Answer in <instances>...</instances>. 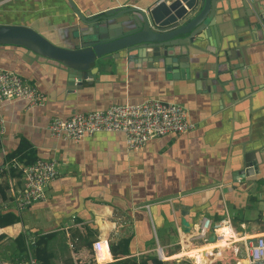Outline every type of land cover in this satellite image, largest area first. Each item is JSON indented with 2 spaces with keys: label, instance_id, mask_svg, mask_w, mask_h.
Instances as JSON below:
<instances>
[{
  "label": "crops",
  "instance_id": "0c3cea01",
  "mask_svg": "<svg viewBox=\"0 0 264 264\" xmlns=\"http://www.w3.org/2000/svg\"><path fill=\"white\" fill-rule=\"evenodd\" d=\"M71 1L89 14L115 5L143 8L157 0ZM244 10L251 11L249 25L219 23L223 33L239 34L237 44L221 48L226 49L223 53L204 32L181 45L178 63L187 60V77L167 78L160 62L147 64L144 58L121 52L95 58L91 75L68 90L61 62L0 42V66L15 71L45 96L33 107L22 99L0 105V164L21 141L36 157L54 158L57 167L45 197L28 204L18 220L0 226V263H11L12 239L25 232L51 234L46 243L50 264H89L101 253V261L155 255L164 264H182L195 252L182 241L186 231L180 228V205L186 206L184 217L191 224L200 216H227L235 229L250 232L261 223L253 193L264 190V0H244ZM108 22L119 25L118 17ZM0 23H23L67 47L73 46L78 30L84 32L68 0H0ZM147 97L181 104L193 128L153 136L133 149L125 148L119 131H95L71 141L53 137L46 129L53 116ZM247 159L256 161L257 171L242 177L237 171ZM19 183L15 169L0 173V211L15 212L9 199ZM128 236L123 253L118 242Z\"/></svg>",
  "mask_w": 264,
  "mask_h": 264
},
{
  "label": "water",
  "instance_id": "95a60500",
  "mask_svg": "<svg viewBox=\"0 0 264 264\" xmlns=\"http://www.w3.org/2000/svg\"><path fill=\"white\" fill-rule=\"evenodd\" d=\"M68 2L84 31L80 33L78 30L72 47L52 42L23 23H0V42L21 45L27 52L30 50L36 55L61 62L66 70L68 90L79 87L82 79L91 75L95 58L113 57L121 52L134 58H144L147 64L160 62L167 78L187 77V60L183 61V65L178 63L177 53L181 54V45L197 34L201 36L199 32H204L217 52L223 53L226 49L222 51L221 48L237 44L239 34L231 36V33H223L219 23H251L247 19L251 11L244 10L243 13L244 0H159L143 8L115 5L89 14L80 12L71 0ZM236 2H239V7L235 8L233 4ZM240 7L242 10H239ZM259 16H262L261 13ZM112 17H118L119 25H110L108 19ZM252 22L255 27L260 25L256 20ZM228 35L230 37H225ZM198 74H201L200 71ZM251 169L257 171L256 161L247 159L237 173L243 177L250 174L248 171ZM179 209L180 228L189 232L191 221L184 217L186 206L180 205ZM208 239L213 240V235L210 234Z\"/></svg>",
  "mask_w": 264,
  "mask_h": 264
},
{
  "label": "built area",
  "instance_id": "2783aa9c",
  "mask_svg": "<svg viewBox=\"0 0 264 264\" xmlns=\"http://www.w3.org/2000/svg\"><path fill=\"white\" fill-rule=\"evenodd\" d=\"M157 0L156 2H158ZM155 2V3H156ZM22 99L26 107L41 105L45 96L24 77L15 71L0 66V105L5 101ZM4 120L0 117V134L4 130ZM194 122L188 117L187 110L181 104L165 101L155 97H147L138 102L113 103L101 109L86 111H74L67 116H53L46 123L48 133L53 137L79 141L84 135L95 131H119L122 133L126 149L141 147L149 138L166 132L181 133L194 126ZM12 167L17 171L20 186L15 188L9 202L19 212L26 208L32 201L45 197V186L57 174L56 161L54 158L35 157L29 162L10 158L0 164V173ZM258 202V219L264 224V190L256 191ZM8 203L4 204V207ZM223 224L228 225L238 235L236 239L228 238L221 246L213 247V253L207 261L201 263L195 256L186 255L182 264H264V229L262 231L242 232L235 229L230 219L213 220L208 216L196 218L188 234L190 245H197L205 241H216L220 231H216ZM241 226V225H240ZM261 230V229H260ZM212 234L214 239L209 240ZM95 238L90 242L92 248ZM33 243V236L26 239L24 256L0 264H36V259L31 255L29 246ZM98 245V243L96 244ZM221 255L214 258V253ZM156 253L161 256L160 248ZM94 255L89 263L103 262L102 253ZM162 260V259H161Z\"/></svg>",
  "mask_w": 264,
  "mask_h": 264
},
{
  "label": "trees",
  "instance_id": "16d2710c",
  "mask_svg": "<svg viewBox=\"0 0 264 264\" xmlns=\"http://www.w3.org/2000/svg\"><path fill=\"white\" fill-rule=\"evenodd\" d=\"M35 157L36 156L34 155L31 149L27 150L26 142L23 143L22 145L20 141L17 148L13 149L11 152H7L4 154L3 159L7 160L10 158H15L20 161L29 162L33 160ZM12 169L13 168L10 166L8 170H12ZM0 195L4 197V189L2 186H0ZM19 212H17L16 210L15 212H13L10 209H4L0 211V226L9 224L13 221L18 220ZM260 229L263 230L264 225H262ZM50 236H51L50 233H40L36 236H33V243L30 244L29 249H30L31 255L36 259V264H50L49 258L51 257V253L46 248V243ZM27 237L28 235L25 232H19L16 236H14V238L12 239L14 249H13V254H12L13 256L10 257L11 261H14L17 258L24 256ZM129 238L130 236L119 239L118 243L122 244V247L120 248V250L123 253H127V250H128L127 243L129 242ZM91 240L89 241V246H90ZM108 249H109V252L113 255L114 248H113L112 243L109 241H108ZM148 260L151 262V264H164L163 260L156 257L155 255L139 258L138 260L135 259V257L127 256L123 258L113 259L110 261H103L99 263L92 262L89 264H149Z\"/></svg>",
  "mask_w": 264,
  "mask_h": 264
},
{
  "label": "bare ground",
  "instance_id": "6f19581e",
  "mask_svg": "<svg viewBox=\"0 0 264 264\" xmlns=\"http://www.w3.org/2000/svg\"><path fill=\"white\" fill-rule=\"evenodd\" d=\"M216 231H220V235L222 234V236L218 237V239L216 241H205V242H202L200 244H197V245H190L189 244V241H188V234L187 233H183L182 234V240L184 239V242L187 244V245H190V247L192 246V248L194 249V255L197 260L201 263L207 261V259L210 257V256H206L205 255V252L207 254H212L213 253V247L215 246H219V250L221 248V246L223 244L226 243V239L228 238H231L233 237L232 239H236L237 237V233L232 229L230 228L228 225H225L223 224L221 227H219L218 229H216ZM184 236V238H183ZM216 255H221V252H219V254L216 253ZM215 256V254H214ZM204 258V259H203Z\"/></svg>",
  "mask_w": 264,
  "mask_h": 264
},
{
  "label": "rangeland",
  "instance_id": "374dc122",
  "mask_svg": "<svg viewBox=\"0 0 264 264\" xmlns=\"http://www.w3.org/2000/svg\"><path fill=\"white\" fill-rule=\"evenodd\" d=\"M246 218V215L244 214V216L242 217V219L244 220ZM261 222V221H260ZM261 225H263V223H258V226L256 225L255 228L253 229V231L257 232V231H262L259 228L261 227ZM183 241V240H182ZM220 264V262H219Z\"/></svg>",
  "mask_w": 264,
  "mask_h": 264
}]
</instances>
